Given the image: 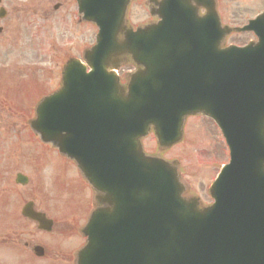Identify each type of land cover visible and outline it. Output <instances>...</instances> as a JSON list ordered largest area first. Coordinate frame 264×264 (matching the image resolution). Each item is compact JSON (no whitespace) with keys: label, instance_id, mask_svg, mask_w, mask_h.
<instances>
[{"label":"water","instance_id":"95a60500","mask_svg":"<svg viewBox=\"0 0 264 264\" xmlns=\"http://www.w3.org/2000/svg\"><path fill=\"white\" fill-rule=\"evenodd\" d=\"M188 1L162 0L158 24L129 30L118 43L128 0H78L99 30L85 56L92 69L85 73L79 61L67 62L63 87L41 102L32 126L107 193L111 209L99 212L87 230L97 235L95 245L121 250V263L179 264L176 251L188 241L200 251L199 264L212 257L213 264H223L216 257L225 264H264V13L244 28L258 34L256 45L219 49L217 15L209 10L199 17ZM120 51L145 67L132 77L128 96L103 66ZM198 112L216 121L230 162L212 184L211 208L200 213L193 205L189 219L168 223L160 214L184 201L182 187L171 166L144 157L139 139L153 126L167 146L180 137L183 117ZM17 181L27 180L19 174Z\"/></svg>","mask_w":264,"mask_h":264},{"label":"rangeland","instance_id":"374dc122","mask_svg":"<svg viewBox=\"0 0 264 264\" xmlns=\"http://www.w3.org/2000/svg\"><path fill=\"white\" fill-rule=\"evenodd\" d=\"M263 2L218 0L222 22L237 25L256 15ZM218 3L216 0L217 8ZM149 4L148 0L132 2L127 25L153 21ZM0 7L6 13L0 17V203L12 201L18 207L31 200L48 215L57 212L54 208L59 205L62 212L72 205L74 209L77 201L81 209L84 196L89 195L88 186L80 180L74 164L50 143L39 140L30 122L37 103L58 89L67 60H82L84 51L95 44L97 29L78 21L74 0H0ZM249 38L228 34L225 40L237 45ZM185 123L183 137L173 147L159 151L152 134L144 146L148 152L177 161L187 197L211 199L210 184L228 159L225 144L213 123L202 116L187 117ZM18 172L28 177L27 185L15 183Z\"/></svg>","mask_w":264,"mask_h":264},{"label":"flooded vegetation","instance_id":"af4514ba","mask_svg":"<svg viewBox=\"0 0 264 264\" xmlns=\"http://www.w3.org/2000/svg\"><path fill=\"white\" fill-rule=\"evenodd\" d=\"M201 11L202 8H200V12ZM218 14L222 18L219 3ZM230 25H232V27H237L241 24L235 25L230 23ZM229 34L237 35L239 33H236L235 30L232 29ZM249 34V39L255 40L254 34ZM227 42L228 40L226 43ZM243 44L244 43H238L237 45ZM122 59H124V57H122L120 61L118 59V63L112 60L111 64L114 66L117 65L122 70L121 72H123L124 77H127L130 73L131 66H127L128 64L125 63L123 68L122 66L120 67L121 63L125 62ZM133 67L135 68V66ZM88 189L89 195L84 196L81 209L80 202L77 201L74 204V206L77 207L73 209L72 205L66 212L61 211V205L54 208L57 212H52L50 215L42 211L46 215V218L51 220L50 229H40L37 222L22 215V208L27 202H20V206L18 207H16V203L12 201L0 203L1 206H4L0 208V210L3 211L2 213L0 212V264H39V262L42 264H79V253L86 247L88 241V235L84 233L86 222L97 207L105 206V204L101 202L102 195L95 190L93 191L90 187H88ZM213 201L212 199H198L196 201L174 204V206L184 205L187 207L188 205L196 204L197 207L202 210L210 206ZM6 206L9 207L6 208ZM186 213H189V209H186ZM164 215L166 220H171V213H165ZM59 216H61V218ZM66 216H68L67 219L64 218ZM35 234L37 235L36 237ZM183 253L191 254L192 251H180V254ZM99 255L98 259L107 258L104 252ZM92 257V255H87V258L84 257V264L87 262L92 263Z\"/></svg>","mask_w":264,"mask_h":264}]
</instances>
